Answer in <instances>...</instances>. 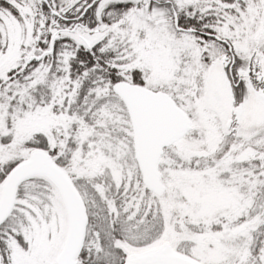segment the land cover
Here are the masks:
<instances>
[{
    "label": "snow or ice",
    "instance_id": "6c2138e0",
    "mask_svg": "<svg viewBox=\"0 0 264 264\" xmlns=\"http://www.w3.org/2000/svg\"><path fill=\"white\" fill-rule=\"evenodd\" d=\"M0 264H264V0H0Z\"/></svg>",
    "mask_w": 264,
    "mask_h": 264
}]
</instances>
